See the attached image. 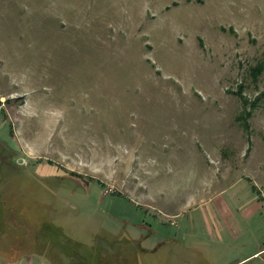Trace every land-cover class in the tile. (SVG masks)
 <instances>
[{
    "label": "rangeland",
    "instance_id": "374dc122",
    "mask_svg": "<svg viewBox=\"0 0 264 264\" xmlns=\"http://www.w3.org/2000/svg\"><path fill=\"white\" fill-rule=\"evenodd\" d=\"M0 127L46 251L264 264V0H0Z\"/></svg>",
    "mask_w": 264,
    "mask_h": 264
},
{
    "label": "crops",
    "instance_id": "0c3cea01",
    "mask_svg": "<svg viewBox=\"0 0 264 264\" xmlns=\"http://www.w3.org/2000/svg\"><path fill=\"white\" fill-rule=\"evenodd\" d=\"M1 130L2 127H0V131ZM7 144L11 151H15V149L10 146V141H7L6 139H2L0 137V156L2 154L1 158H7L9 156V152H6L3 147ZM12 155L10 158L11 161L13 159ZM6 165L9 169L18 171V168L14 165ZM13 167L15 169H13ZM1 200L4 201L0 193V226L4 225L5 223L7 224L6 226H8V229L4 230L0 228V264H85L84 260H86V258H84L83 260L82 258L76 257L79 256L78 252H75V254L74 251L71 252V256L70 254H68L69 258L61 257L60 252H54L51 250L46 251V245H43V242L39 246L36 237H34L33 235L31 236L29 234H24L21 238L20 235L16 233L15 229H17V227L19 228L20 223L27 224L28 220L20 221L18 207L15 205L9 206L6 201H4L3 203ZM8 216H10L11 218H8ZM7 235L8 238H6ZM20 246L24 249H20ZM35 246L39 247V250L37 252L34 249ZM76 246H78V244H76ZM79 246L82 245L80 244ZM258 253L259 251L255 252L253 255ZM109 259L110 258L107 259L108 263Z\"/></svg>",
    "mask_w": 264,
    "mask_h": 264
},
{
    "label": "water",
    "instance_id": "95a60500",
    "mask_svg": "<svg viewBox=\"0 0 264 264\" xmlns=\"http://www.w3.org/2000/svg\"><path fill=\"white\" fill-rule=\"evenodd\" d=\"M20 162H22V159L21 158L16 159V163H20Z\"/></svg>",
    "mask_w": 264,
    "mask_h": 264
},
{
    "label": "trees",
    "instance_id": "16d2710c",
    "mask_svg": "<svg viewBox=\"0 0 264 264\" xmlns=\"http://www.w3.org/2000/svg\"><path fill=\"white\" fill-rule=\"evenodd\" d=\"M261 71V67H258L257 69H256V72H260Z\"/></svg>",
    "mask_w": 264,
    "mask_h": 264
}]
</instances>
